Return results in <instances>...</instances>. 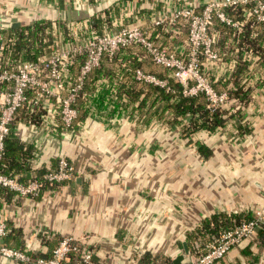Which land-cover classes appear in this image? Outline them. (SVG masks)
Returning <instances> with one entry per match:
<instances>
[{"label":"crops","instance_id":"obj_1","mask_svg":"<svg viewBox=\"0 0 264 264\" xmlns=\"http://www.w3.org/2000/svg\"><path fill=\"white\" fill-rule=\"evenodd\" d=\"M187 5L199 10L201 2L0 0V27L14 21L17 25L52 22L47 26L50 39L58 38L56 50L67 66L63 95L67 80L74 81L80 65L73 71L70 64L84 58L77 47L94 33L90 21H106L111 29L125 25L146 30L154 25L155 15ZM177 21L185 19L164 18L161 24L166 22L171 29ZM228 41L216 49L220 59L209 65L208 72L213 78L225 76L237 60L249 61L248 76L243 77L251 87L249 99L241 104L230 98L219 104L229 111L239 107L238 121L247 130L237 131L235 118L229 117L212 132L195 133L192 139L204 141L210 149L204 158L193 141L185 143L176 129L157 122L144 124L129 114V105L115 98L114 85L106 78L96 80L87 113L70 126L56 115L53 94L38 123L14 122L12 135L32 146L23 179L39 167L54 168L58 156L69 160L73 174L34 197L0 195L5 243L47 256L57 240L73 236L91 250L94 264H168L183 253L185 235L204 217L217 212L251 215L264 209V67L249 50L226 47ZM115 55L117 51L108 57ZM127 71L128 66L120 68ZM258 230L217 264H264V234ZM186 261L184 254L180 264ZM69 262L66 258L63 264ZM7 263L0 258V264Z\"/></svg>","mask_w":264,"mask_h":264},{"label":"trees","instance_id":"obj_2","mask_svg":"<svg viewBox=\"0 0 264 264\" xmlns=\"http://www.w3.org/2000/svg\"><path fill=\"white\" fill-rule=\"evenodd\" d=\"M248 7V3H237L221 8L230 21H239L241 24L225 23L213 15L211 33L215 38L214 47L216 49L224 47L225 41L229 39L230 41H228L226 47L229 46V49L234 48L238 51L241 49L249 50L251 54L257 55L256 61L264 67V26L253 21L252 15L248 13ZM93 19L97 20L96 17H93ZM49 24H52V22L48 20H34L31 24L0 27V33L5 36L0 67H9L13 60L17 58L35 60L41 53L49 51L53 46L47 30ZM90 25L93 27L94 33L97 34L109 27L106 21H90ZM186 28V21H177V25L174 22L171 29L164 22L150 26L146 30L143 29V31L147 38L160 44L163 42V45L170 44L171 50H174L179 42L186 38ZM171 34H174V36ZM167 47L170 49L169 46ZM116 51L117 55L110 57L103 53L100 57L99 66L94 67L84 76L73 101L76 117L70 125L73 124L75 119L82 120L84 118L90 105L89 99L91 93L94 92L96 80L106 78L114 85L113 94L115 98L119 102L122 101L123 106L129 105V114L137 115L138 118L143 120L144 124L157 122L163 124L167 129H176L185 143L193 141L198 154L203 158L210 153V149L204 141L197 138L192 139L195 133L201 131L212 132L223 126L229 117L235 118L237 131L247 130L243 123L238 121L239 118L237 117L241 115L239 107L232 111L219 106L210 109L207 106L208 100L203 91H197L194 94L182 93V84L170 74V69L153 63L140 44L131 43L119 47ZM82 60L83 57L80 56V59L71 63V69L76 70ZM248 64V60L241 59L237 60L234 67L225 76L213 78L208 74L213 88L216 91H225L228 97L238 100L241 104L246 103L251 92V87L246 86L245 81H243V77L248 76ZM124 66H128V71L122 73L120 68ZM137 67L152 73L160 79H164V84L159 85L135 79L133 69ZM25 93L27 96L31 94L30 90H26ZM43 113L44 109L41 106L32 105L31 107L26 101L15 109L14 117L9 123V132L3 139V149L0 154V172L7 175L18 174V178L23 179L22 174L30 168L28 161L32 156V146L13 136L10 130L13 123L18 119L38 123ZM56 115L59 116L58 113ZM47 169L49 168L39 167L34 169L33 176L41 181L40 190L53 187L57 183H47L42 178V174ZM11 194H13L11 190L0 186V195L4 199H8ZM250 218L251 216L248 214H242L241 216L240 214L219 212L204 217L199 222L200 224L193 227L194 229L185 235L184 242L188 254H203L207 249V244L214 240L222 230ZM258 234H264V226L259 228ZM6 244L8 245V243ZM78 257V253L75 252H70L67 255L70 264H76Z\"/></svg>","mask_w":264,"mask_h":264},{"label":"built area","instance_id":"obj_3","mask_svg":"<svg viewBox=\"0 0 264 264\" xmlns=\"http://www.w3.org/2000/svg\"><path fill=\"white\" fill-rule=\"evenodd\" d=\"M199 1L201 2L199 10L195 9V5L172 6L168 13H159L152 18L154 25L161 23L164 18L185 19L187 32L184 44L189 47L188 56L183 55L180 48L171 50L163 44L152 41L138 26L123 25L117 29L105 28L99 34L92 33L81 43V46L77 47L79 52L84 54V58L74 81L67 80L68 85L63 95H60V90L64 87L67 66L61 61V53L56 50V45L59 43L56 37L52 39L53 46L47 55L43 52L35 60L17 58L9 67L1 66L0 154L3 149V139L10 129L9 123L14 117L15 109L22 102H28L31 107L39 105L44 109L49 95L53 94L57 98L56 111L60 121L64 126H70L76 117L73 101L86 73L99 66L103 53L112 55L119 47L131 43L140 44L153 63L169 68L170 74L182 84V93L194 94L197 91H203L210 109L230 99L225 91H216L213 88L208 75L209 65L220 59L214 47L215 38L211 33L212 17L214 15L225 23L233 25L241 24L239 21H230L221 8L239 2L248 3V13L257 23L264 26V0ZM4 39V34L0 33V61ZM198 53L202 55L201 58H204V61L200 60ZM133 77L159 85L165 82L164 79L143 71L139 67L133 69ZM26 90H30V96L26 95ZM72 174L73 167L69 160L64 156H58L55 167L47 169L42 174V178L47 183H52L68 179ZM0 186L11 190L15 197H34L41 191V181L33 175L19 179L17 175L0 172ZM250 216V219L222 230L207 244L203 254L189 255L187 252L185 264H217L233 246L264 226V209L253 210ZM6 234V220L0 214V258L7 260V264H63L70 252L78 253L76 264H94L91 250L73 236L62 237L47 256H40L34 250L27 252L7 245L4 241Z\"/></svg>","mask_w":264,"mask_h":264},{"label":"water","instance_id":"obj_4","mask_svg":"<svg viewBox=\"0 0 264 264\" xmlns=\"http://www.w3.org/2000/svg\"><path fill=\"white\" fill-rule=\"evenodd\" d=\"M18 23L14 21V23L11 24V26H15ZM187 253V249L185 247V244L183 243V253L176 255L168 264H180L181 260L183 259V255Z\"/></svg>","mask_w":264,"mask_h":264},{"label":"rangeland","instance_id":"obj_5","mask_svg":"<svg viewBox=\"0 0 264 264\" xmlns=\"http://www.w3.org/2000/svg\"><path fill=\"white\" fill-rule=\"evenodd\" d=\"M2 28H6V27H2ZM157 43H159V42H157ZM179 43L181 44V46H178V48L181 49L180 51L182 52V54L188 56L189 47H188L187 45H185L183 41H180ZM162 44H163V42H162ZM162 44H161V45H162ZM164 45L166 46L167 44H164ZM167 46H169L170 49L172 48L170 44L167 45ZM201 56H202V55H200V53H198V57L200 58V60L204 61V58H201ZM221 91H222V90H221Z\"/></svg>","mask_w":264,"mask_h":264}]
</instances>
